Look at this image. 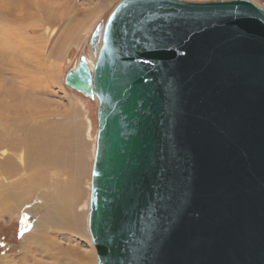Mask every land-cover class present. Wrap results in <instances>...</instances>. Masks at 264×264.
Segmentation results:
<instances>
[{
  "label": "water",
  "instance_id": "95a60500",
  "mask_svg": "<svg viewBox=\"0 0 264 264\" xmlns=\"http://www.w3.org/2000/svg\"><path fill=\"white\" fill-rule=\"evenodd\" d=\"M88 43L97 264H264V7L121 0Z\"/></svg>",
  "mask_w": 264,
  "mask_h": 264
},
{
  "label": "rangeland",
  "instance_id": "374dc122",
  "mask_svg": "<svg viewBox=\"0 0 264 264\" xmlns=\"http://www.w3.org/2000/svg\"><path fill=\"white\" fill-rule=\"evenodd\" d=\"M29 1L30 4L24 7L18 3L20 0H0V80L2 82L0 98L6 97L5 93L15 85L11 75L18 70L20 62L39 73L37 76L31 75L38 79L34 90H31L33 93L26 90L27 100H31L34 107L31 108L32 111L23 112L21 116L8 114L7 119H26L25 128L41 127L50 131V136L54 134L58 136L65 166L73 162L68 168L75 165L79 157L81 158L84 168L78 169L77 173L83 175L85 172L84 176L87 177L84 186L86 199L83 206L81 204L78 206L77 221L80 225H87L88 228L92 167L97 143L98 101H93L78 91L68 88L64 77L82 54H87L94 63L88 41L97 23L107 20L121 0ZM252 1L264 7V0ZM15 51L20 54L19 57L14 56ZM28 61L33 65H28ZM71 156H74V160ZM31 161L32 158L29 156L28 166ZM37 166L38 163L33 166L34 168L25 169V172L22 170V176H30L33 172L31 168L37 170ZM72 169L77 171V168L72 167ZM52 174L51 178L54 179L52 181L55 184L57 175ZM64 177L67 176L62 178ZM68 177L72 179V176ZM36 181L38 182V179ZM39 203V197L34 195L31 202L21 210L22 212L0 213V259L10 260L5 264H19V258L26 255L24 253L27 250L29 255L32 254L37 259L50 264H92L90 255L93 264H97V249L92 243L89 228L86 227L88 238L72 225L69 228L58 227V229L54 226V229L50 230L55 242L63 246L66 251L70 252L73 248L77 250L76 257L68 252H62L57 260L58 250L29 251L30 248L27 246L38 234L37 224L39 218L43 216L39 211L35 215L31 209ZM81 213L85 214L82 216Z\"/></svg>",
  "mask_w": 264,
  "mask_h": 264
},
{
  "label": "bare ground",
  "instance_id": "6f19581e",
  "mask_svg": "<svg viewBox=\"0 0 264 264\" xmlns=\"http://www.w3.org/2000/svg\"><path fill=\"white\" fill-rule=\"evenodd\" d=\"M28 1L20 0L18 3L26 7L30 4ZM14 56L19 57L20 54L15 51ZM92 58L94 59L93 54ZM93 61L94 63L90 61L92 66L95 64V60ZM27 63L28 65H33L31 61ZM26 65L20 62L18 70L11 75L15 85H11L12 87L5 93L6 97L0 98V156L2 157L0 158V213L15 214L22 212L21 210L31 202L33 196H38L40 203L30 209L35 215L38 211L42 212L43 216L39 218V223L37 224L38 234L34 236L27 247L30 248L29 251H32L31 249H38L42 252L45 249L58 250L56 258L59 260L58 255L68 251L53 239L50 230L54 229V226H57L58 229V227L69 228L72 225L84 237H87L85 232L87 225H80L77 221L78 206L80 204L83 206L86 199L84 186L86 185L87 177L85 178L84 176L85 172H83V175L77 173L78 169L84 168V163L80 157L75 165H72V167L77 168V171H74L72 167L68 168V165L73 164V162H69L65 166L66 163L62 160L63 150L59 146L58 136L55 134V136H50L51 132L41 127H35V129L32 128L33 126L25 128L24 121L26 119H7L8 114L21 116L23 112L32 111L31 108H34L31 100H27L26 90H30L33 93L31 90H34L38 79L34 77V80L31 75L35 74L37 76L39 73L26 67ZM0 86H2L1 80ZM29 156L32 158V161L29 162L30 166L27 164ZM71 157L74 160V156ZM37 163L39 164L37 170L33 169ZM30 167H33L31 168L33 172H31L30 176H22L21 171L24 170L25 172V169L29 170ZM52 173L57 175L55 184L52 181L54 179L51 178ZM63 176L67 177L62 178ZM68 176H72V179L70 180ZM37 179L38 182L36 181ZM84 214L81 213L82 216ZM70 250L68 253L76 257L75 253L77 250L74 248ZM25 251L24 254L26 255L19 258V264H50L37 259L32 254L29 255L27 250ZM89 258L91 260L90 263L93 264L91 255ZM6 261L9 262L10 260L8 258L0 259V264H5Z\"/></svg>",
  "mask_w": 264,
  "mask_h": 264
}]
</instances>
